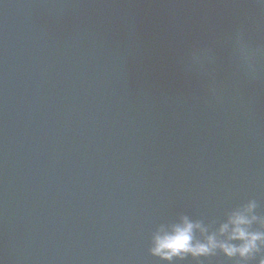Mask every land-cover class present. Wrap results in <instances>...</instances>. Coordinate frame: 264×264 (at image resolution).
<instances>
[{
  "label": "clouds",
  "instance_id": "obj_1",
  "mask_svg": "<svg viewBox=\"0 0 264 264\" xmlns=\"http://www.w3.org/2000/svg\"><path fill=\"white\" fill-rule=\"evenodd\" d=\"M259 2L264 4V0ZM257 207L255 200H249L242 209L234 211L228 222L221 225L219 235L209 233L203 223L191 221L188 217L183 218V223L174 225L171 231L162 226L150 251L168 261H183L189 255L193 258L214 256L220 251L230 259L238 257L236 264H248L259 254L258 264H264V217L255 213ZM255 222H259L262 228L254 230L252 225ZM197 229L204 234L203 239L196 237Z\"/></svg>",
  "mask_w": 264,
  "mask_h": 264
}]
</instances>
